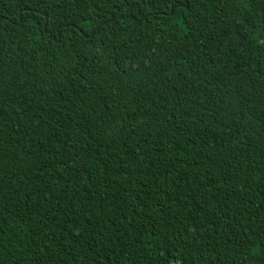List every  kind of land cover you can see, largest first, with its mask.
Listing matches in <instances>:
<instances>
[{
  "label": "trees",
  "instance_id": "16d2710c",
  "mask_svg": "<svg viewBox=\"0 0 264 264\" xmlns=\"http://www.w3.org/2000/svg\"><path fill=\"white\" fill-rule=\"evenodd\" d=\"M0 264H264V0H0Z\"/></svg>",
  "mask_w": 264,
  "mask_h": 264
}]
</instances>
